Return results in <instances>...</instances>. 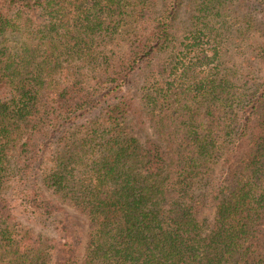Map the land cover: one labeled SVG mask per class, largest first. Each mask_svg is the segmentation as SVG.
<instances>
[{"label":"trees","instance_id":"1","mask_svg":"<svg viewBox=\"0 0 264 264\" xmlns=\"http://www.w3.org/2000/svg\"><path fill=\"white\" fill-rule=\"evenodd\" d=\"M0 264H264V0H0Z\"/></svg>","mask_w":264,"mask_h":264},{"label":"rangeland","instance_id":"2","mask_svg":"<svg viewBox=\"0 0 264 264\" xmlns=\"http://www.w3.org/2000/svg\"><path fill=\"white\" fill-rule=\"evenodd\" d=\"M72 214L74 216L77 217L78 219V222L80 223V225L82 227H85V219L83 216H79L77 215L75 212L71 211ZM19 215L21 216V218L24 220V221H27L28 224L32 225L33 227H35L36 230H39V231H42L44 233H47V234H52V227L51 225L48 223V222H39V221H36L32 218H29L27 213L25 212H19Z\"/></svg>","mask_w":264,"mask_h":264}]
</instances>
